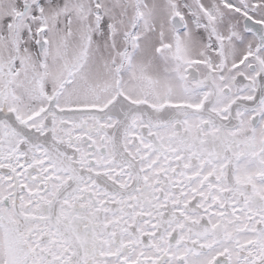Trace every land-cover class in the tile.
Wrapping results in <instances>:
<instances>
[{
  "label": "snow or ice",
  "instance_id": "6c2138e0",
  "mask_svg": "<svg viewBox=\"0 0 264 264\" xmlns=\"http://www.w3.org/2000/svg\"><path fill=\"white\" fill-rule=\"evenodd\" d=\"M0 264H264V0H0Z\"/></svg>",
  "mask_w": 264,
  "mask_h": 264
}]
</instances>
